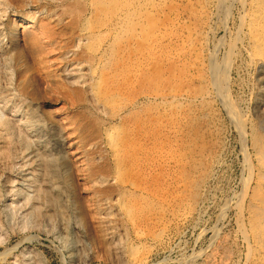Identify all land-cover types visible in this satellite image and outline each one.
<instances>
[{
	"label": "rangeland",
	"instance_id": "1",
	"mask_svg": "<svg viewBox=\"0 0 264 264\" xmlns=\"http://www.w3.org/2000/svg\"><path fill=\"white\" fill-rule=\"evenodd\" d=\"M211 2L8 0V5H0L1 12L6 8L0 14V44L7 48L0 53V92L12 98L6 107L0 102V115L12 124L9 131L0 128L4 147L0 149V264H123L120 250L110 247L100 227L104 208L95 193L100 173L107 175V185L114 189L109 198L117 197L115 190L121 183L127 187L117 205L132 206L143 237L137 239L127 228L121 233V244L139 245L145 252L144 264H252L235 222V204L252 179L249 123L256 122L255 106L264 87L256 81L258 70L249 68L243 55L227 54L235 52L227 35L233 32L234 11L225 21L221 12L225 0H220V10L213 17ZM29 12L34 13L28 28L31 35L22 34L25 25L13 32V15L24 17ZM38 24L44 29L37 30ZM78 37L83 40L76 48ZM30 43L35 53L28 58ZM21 57L30 70L19 63ZM79 59L87 62L89 75L94 76L89 83L91 95L68 83L67 65ZM212 62L218 77L221 68L228 67V72L223 69V79L214 76ZM92 97L105 110H95ZM227 103L239 107L240 126L229 118ZM31 111L38 123L25 134L14 121L21 116L30 121ZM95 126L97 139L89 144L85 137ZM106 130L113 146L104 136ZM58 132L65 140L62 149L55 136ZM6 134H12L11 142L5 140ZM69 141L70 148L66 147ZM57 152L61 157L70 154L63 157L65 170L57 162V173L45 181L54 194L50 202L35 188L44 187L42 165ZM58 176L68 177L65 190ZM79 202L90 233L82 225ZM153 233L161 234L157 238ZM93 241L99 243L97 247Z\"/></svg>",
	"mask_w": 264,
	"mask_h": 264
},
{
	"label": "bare ground",
	"instance_id": "2",
	"mask_svg": "<svg viewBox=\"0 0 264 264\" xmlns=\"http://www.w3.org/2000/svg\"><path fill=\"white\" fill-rule=\"evenodd\" d=\"M39 1V0H38ZM140 1V0H139ZM212 2V7H213V17H217V14L219 12L218 10V5H219V1L220 0H211ZM8 0H0V5H8ZM29 3V2H28ZM66 3V2H65ZM209 3V2H208ZM222 3V2H221ZM18 4L21 5V2H19ZM210 4V3H209ZM64 5V4H63ZM211 5V4H210ZM27 6V5H26ZM37 6V5H36ZM47 6V5H46ZM223 6V11L221 8V12H222V16L224 18V20L226 21L227 18H229V16L233 13L234 11V17L232 20V26L231 29L233 30L232 35L231 33L227 32V35L230 37V43H232L235 52H233V54H231V50L230 53L228 50L225 52L227 53L229 56H233L236 57L239 53V55H243L249 65V68L253 67L256 70H258V80L256 79V81H259V85L261 87H264V0H225V2L221 5ZM220 6V7H221ZM57 7V6H56ZM219 7V8H220ZM45 8V7H43ZM6 9V8H5ZM2 10V12L0 13L1 15L6 11V10ZM8 9V7H7ZM31 9V8H30ZM50 9V8H49ZM210 9V8H209ZM44 10V9H43ZM23 11V9H22ZM21 11V12H22ZM31 11V10H30ZM34 11V10H33ZM47 11V10H46ZM12 12V11H10ZM26 12V11H24ZM23 12V13H24ZM39 12V11H38ZM50 12V11H49ZM53 12V10H52ZM220 12V13H221ZM6 13V12H5ZM15 13V12H14ZM13 13V14H14ZM32 12H29L27 15L21 16V15H17L14 14L12 17V31L15 32V29L17 26L20 25H25L23 27V35H26L27 37H29L31 35V33L28 31V28L31 27L32 21H31V15ZM42 13V12H41ZM47 13V12H46ZM34 16V13H32ZM38 14V13H37ZM43 14V13H42ZM50 14V13H49ZM236 14V15H235ZM0 15V16H1ZM46 15V14H45ZM49 16V15H48ZM52 16V15H51ZM210 16V15H209ZM233 16V15H232ZM212 17V18H213ZM2 18V17H1ZM7 18V16H6ZM48 18V17H47ZM211 18V17H210ZM40 19V18H39ZM1 20V19H0ZM37 20V19H36ZM215 20V19H214ZM42 21V20H41ZM212 21V20H211ZM8 22V21H7ZM48 22V21H47ZM63 22V21H62ZM221 22V20H220ZM4 23V22H3ZM41 23V22H40ZM43 23V22H42ZM49 23V22H48ZM64 23V22H63ZM77 23V22H75ZM223 23V22H222ZM52 25V24H51ZM55 26V25H54ZM3 27V26H2ZM7 27V26H6ZM37 30H42L44 29L43 26L41 24L36 25ZM35 27V28H36ZM62 27V26H60ZM71 27V26H70ZM69 27V28H70ZM78 27V25H77ZM59 28V27H58ZM68 28V27H67ZM46 29V28H45ZM57 29V28H56ZM66 29V28H65ZM64 29V30H65ZM230 29V30H231ZM78 30V29H77ZM110 30V29H109ZM55 31V30H54ZM53 31V32H54ZM58 31V29L56 30ZM107 31V30H106ZM4 32V31H3ZM50 32V31H49ZM67 32V29H66ZM88 32V31H87ZM86 32V33H87ZM58 33V32H57ZM62 33V32H61ZM60 33V34H61ZM70 33V32H69ZM85 33V32H84ZM106 33V32H105ZM90 34V33H89ZM104 34V33H103ZM211 34V33H210ZM3 35V34H1ZM6 35V34H5ZM66 35V34H64ZM79 35V34H78ZM82 35V34H81ZM91 35V34H90ZM234 35V36H233ZM62 36V35H60ZM59 36V37H60ZM232 36V37H231ZM4 37V36H3ZM43 37V36H42ZM64 37V36H63ZM62 37V38H63ZM67 37V36H66ZM87 37V35L85 36ZM92 37V36H91ZM96 37V36H95ZM206 37V36H205ZM228 37V38H229ZM1 38V36H0ZM17 33L13 35V41L17 40ZM54 38V37H53ZM89 38V37H88ZM99 38V37H98ZM103 38V37H102ZM10 39V38H9ZM66 39V38H65ZM104 39V38H103ZM81 38L78 37L76 42V48L78 47V44L80 42ZM83 40V39H82ZM81 40V41H82ZM99 40V39H98ZM202 40V39H201ZM3 41V40H2ZM44 41V40H43ZM72 41V39H71ZM87 41V40H86ZM90 41V40H89ZM6 42V41H5ZM51 43V42H50ZM67 43V42H66ZM65 43V44H66ZM97 43V42H96ZM4 44V43H3ZM7 44V43H6ZM74 44V43H73ZM84 44V43H83ZM31 47L29 48V52L28 53V58L30 55L35 53V48L32 47L33 45L30 43ZM229 45V44H228ZM49 46V45H48ZM87 46V45H86ZM89 46V45H88ZM227 46V44H226ZM10 48V47H9ZM82 48V47H80ZM227 48V47H226ZM230 48V46L228 47V49ZM7 48H3V45L0 44V53H5ZM231 49H233L231 47ZM79 50V49H78ZM194 50V49H193ZM68 51V50H66ZM77 52V51H76ZM70 53H75V51H70ZM78 53V52H77ZM8 54V53H7ZM10 54V53H9ZM69 54V53H67ZM66 54V55H67ZM1 55V54H0ZM22 55V54H21ZM72 55V54H71ZM75 55V54H74ZM114 55V54H113ZM64 56V55H63ZM108 56V55H107ZM189 56V55H188ZM227 56V55H225ZM68 57V56H67ZM73 57V56H71ZM70 57V58H71ZM99 57V56H98ZM239 57V56H238ZM63 58V57H62ZM66 58V57H65ZM69 58V57H68ZM75 58V57H74ZM97 58V57H96ZM102 58V57H101ZM223 58V57H222ZM237 58V57H236ZM243 59V57L241 58ZM213 60V59H212ZM227 59H225L226 61ZM230 60V59H229ZM68 61V60H67ZM109 61V59H108ZM201 61V60H200ZM27 59H23L22 57L19 60L20 64H23L26 67V70H30V68L28 67V63H27ZM71 62V61H70ZM169 62V61H168ZM222 62V61H221ZM64 63V62H63ZM69 63V62H68ZM108 63V62H107ZM214 62H212V66H213V71H214ZM226 63V62H225ZM18 64V63H17ZM87 62L86 61H82V60H75L72 61L69 65H67V79H68V83L70 86L72 87H79L82 88L84 90H87V92L89 93V95H91V88L89 87V83H90V76L89 75V69L86 66ZM104 64V63H103ZM195 64V63H194ZM228 64V63H227ZM241 64V63H240ZM202 65V63H201ZM210 65V64H209ZM230 65V64H229ZM92 65H90L89 67H91ZM97 66V65H96ZM220 66V65H219ZM95 67V66H94ZM244 67V66H243ZM101 68V67H100ZM106 68V67H105ZM109 68V67H108ZM162 69V68H161ZM205 69V68H204ZM219 69V68H218ZM224 70H227L226 72H228V67H222L221 70L219 71L220 73V77L223 79L222 77V73L224 74ZM230 69V66H229ZM63 70V71H64ZM94 70V69H93ZM249 70V69H248ZM52 71V70H51ZM108 71V70H107ZM241 71V70H240ZM22 73V72H21ZM63 73V72H62ZM213 72H211L212 74ZM218 71H214V76H217ZM213 75V74H212ZM12 76V75H11ZM152 76V75H151ZM247 76V75H246ZM218 77L217 80L220 78ZM34 78V76H33ZM94 78V76L92 77ZM97 78V77H96ZM188 78V77H187ZM211 78V77H210ZM3 79V78H2ZM16 79V78H15ZM183 79V78H182ZM213 79V78H212ZM216 80V78H214ZM221 79V80H222ZM45 80V79H44ZM96 80V79H95ZM106 80V79H105ZM151 80V79H150ZM201 80V79H200ZM243 80V79H242ZM93 81V80H92ZM214 81V80H213ZM99 82V81H98ZM97 82V83H98ZM219 82V81H218ZM218 82L216 81L214 83V86H216L214 89H217V85ZM221 82V81H220ZM38 83V82H37ZM138 83V82H137ZM204 83V82H203ZM212 82L210 81V84ZM243 83V82H242ZM140 85V84H138ZM147 85V84H146ZM16 86V85H15ZM227 86V85H226ZM11 87V86H10ZM207 87V86H206ZM219 87V86H218ZM228 87V86H227ZM14 88V87H13ZM28 88V87H27ZM50 88V87H49ZM95 88V86H94ZM4 89V88H3ZM204 89V88H203ZM206 89V88H205ZM223 89V88H221ZM220 89V90H221ZM15 90V89H14ZM27 90V89H26ZM56 90V89H55ZM262 90V89H261ZM260 90V91H261ZM217 91V90H216ZM138 92V91H137ZM146 92V91H145ZM210 92V91H209ZM263 92V91H261ZM227 92L225 91V93L223 94V96L226 94ZM135 94V93H134ZM199 94V93H198ZM249 94V93H248ZM261 94V93H260ZM55 95V93H54ZM87 95V94H86ZM207 95V94H206ZM205 95V96H206ZM212 95V94H211ZM88 96V95H87ZM227 96V94H226ZM18 97V96H17ZM146 97V96H145ZM189 97V96H188ZM14 98V97H13ZM175 98V97H174ZM181 98V97H180ZM202 98V97H201ZM258 98V97H257ZM0 99H1V103L6 107L8 101L10 102V99H12L10 97V95H5L2 96V93L0 92ZM18 99V98H17ZM20 100H22L21 98H19ZM87 99V98H86ZM160 99V98H159ZM200 99V98H199ZM155 100V99H153ZM165 100V99H164ZM172 100V98H171ZM175 100V99H174ZM168 101V100H167ZM225 103L227 102V100L224 98ZM59 102V101H57ZM87 102V101H85ZM89 102V101H88ZM92 102H94L95 106L98 107L95 110L99 109L100 107V103H98L96 100H93L92 97ZM91 102V103H92ZM150 102V101H149ZM12 103V101H11ZM157 103V102H156ZM168 103V102H166ZM171 103V102H170ZM229 103V102H228ZM227 105V114L229 115V118L231 119V121L233 122L234 125H236V127L240 126L241 120H240V113L238 108L235 105ZM27 104V103H26ZM36 104V103H35ZM87 104V103H86ZM161 104V103H160ZM176 104V103H175ZM2 105V106H3ZM140 105V104H139ZM144 105V104H143ZM170 105V104H169ZM51 106V105H50ZM168 106V105H167ZM81 107V106H80ZM92 107V106H91ZM145 107V106H144ZM257 112H258V116L255 119L256 122H252L249 123L250 126V131H252V135L250 137V150H251V175L250 178H252L251 182L248 181L249 186L246 187L244 193L242 194V197L240 198L241 200H239L238 204L236 205V214H237V220H235V222H237V224L240 226L238 227V232H239V236L242 237L244 244L247 247V253H248V258H249V262L252 264H264V93H262L260 95V97L257 99V103L255 106ZM75 108V107H74ZM103 108V106L101 107ZM100 108V109H101ZM159 108V107H158ZM171 108V107H170ZM47 109V108H46ZM93 109V108H92ZM99 109V110H100ZM105 110V108H103ZM102 109V110H103ZM132 109V107H131ZM245 109V108H244ZM78 110V109H76ZM155 110V109H154ZM176 110V109H175ZM98 111V110H97ZM121 111V110H120ZM131 111V110H130ZM148 111V110H145ZM161 111V110H160ZM248 111V110H247ZM225 112V111H224ZM16 113V112H15ZM86 113V112H85ZM131 113V112H130ZM2 114V112H1ZM20 114V113H19ZM42 114V113H41ZM56 114V113H55ZM58 114V113H57ZM95 114V113H94ZM120 114V113H119ZM127 114V113H126ZM132 114V113H131ZM143 114V113H142ZM168 114V113H167ZM96 115V114H95ZM49 116V115H48ZM73 116V115H72ZM79 116V115H77ZM109 116V115H108ZM150 116V114H149ZM29 117H30V121H23L24 119H22V116L20 118H18L17 120L14 121V124H16L18 127H20V129L23 131V133H30V125L33 124H37L38 123V117L36 115V113H34V111H31L29 113ZM96 117V116H95ZM99 117V116H98ZM136 117V116H135ZM130 118V117H129ZM48 119V118H47ZM84 119V118H83ZM82 119V120H83ZM229 119V120H230ZM242 119V118H241ZM245 119V118H244ZM248 119V118H247ZM9 118H2V116L0 115V128H2L1 130H7L10 128V126L12 125L9 122ZM80 120V119H79ZM250 120V118H249ZM248 120V122H249ZM251 121V120H250ZM59 122L58 120H55V123ZM52 123V122H51ZM91 123V122H90ZM101 123V122H100ZM128 123V122H127ZM140 123V122H139ZM168 123V122H167ZM86 124V122H85ZM242 124V123H241ZM244 124V123H243ZM63 125V124H62ZM127 125V124H126ZM125 125V126H126ZM79 126V125H78ZM40 128V127H39ZM59 128V127H58ZM235 128V127H234ZM77 129V127H76ZM100 129V128H99ZM241 129V127H240ZM238 129V130H240ZM13 130V129H12ZM110 130V129H109ZM106 130L104 133V136L107 138V140L110 141V145L113 146L114 143L111 140V135H110V131ZM84 131V130H83ZM11 132V131H10ZM64 132V131H63ZM63 132H58L55 134V136L57 137L56 140L59 143V147L62 149L65 140L62 138L61 133ZM89 132L87 137V139H89V144L91 141H95L97 139V134H98V129L95 126V129H91V131H87ZM112 132V131H111ZM238 132V131H237ZM242 132V131H239ZM7 133V132H6ZM43 134V133H42ZM81 134V133H79ZM83 134V133H82ZM242 134V133H241ZM244 134V133H243ZM248 134V133H247ZM250 134V133H249ZM12 134H6L5 136V140H8L9 142H11V136ZM14 135V134H13ZM17 135V134H16ZM23 135V134H22ZM50 135V134H49ZM85 135V134H84ZM138 135V134H137ZM0 136H3L0 134ZM81 136V135H79ZM19 137V136H18ZM30 137V136H29ZM146 137V136H145ZM237 137V136H236ZM20 138V137H19ZM152 138V137H151ZM72 139V138H71ZM19 140V139H18ZM48 140V139H47ZM22 139H20L18 141L21 142ZM26 141V140H25ZM86 141V140H85ZM13 142V141H12ZM16 141H14L15 143ZM167 142V141H166ZM243 142V141H242ZM4 143V142H3ZM67 143V142H66ZM103 143V142H102ZM144 143V142H143ZM246 143V142H245ZM7 143L5 142V145ZM71 143L69 141V144L66 146L68 148L71 147ZM75 145V144H74ZM87 145V144H86ZM104 145V144H102ZM156 145V144H155ZM13 146V145H12ZM17 147V144L15 145ZM19 146H22L21 144H19ZM85 146V145H84ZM94 146V144H93ZM167 146V145H166ZM3 146H0V149H2ZM8 147V146H7ZM109 147V146H108ZM4 148V147H3ZM6 148V147H5ZM64 148V147H63ZM92 148V147H89ZM105 148V147H104ZM162 148V147H161ZM171 148V147H170ZM16 149V148H15ZM19 149V147H18ZM17 149V151H18ZM48 149V148H47ZM96 149V148H94ZM149 149V148H148ZM7 150V149H6ZM71 150V149H70ZM103 150V149H102ZM158 150V149H157ZM175 150V149H174ZM15 151V150H14ZM68 151V150H67ZM142 151V150H141ZM8 152V150H7ZM11 152V151H10ZM99 152V151H98ZM9 153V152H8ZM38 153V152H37ZM58 153V152H57ZM84 153V152H83ZM88 153V152H85ZM90 153V152H89ZM146 153V151H145ZM150 153V152H149ZM148 153V154H149ZM155 153V152H154ZM12 153H10L11 155ZM17 154V153H16ZM28 154V153H27ZM60 153L56 154V155H49V157H46L45 162L43 163V173L41 175L42 180L44 181L43 186L44 187H40L39 190L36 189V194L38 195H43V196H47L48 200L50 201L54 194L52 192V190L47 186V179L49 178L50 174H56L57 170L55 171L57 162H60L63 166L62 168L65 170V160L64 158H68L67 152H65L63 154V157L59 156ZM95 154V153H94ZM135 154V153H134ZM2 155V154H1ZM8 154V156H10ZM143 155V154H142ZM168 155V154H167ZM17 156V155H16ZM28 156V155H27ZM89 156V155H88ZM111 156V155H110ZM157 156V155H156ZM26 157V156H25ZM139 157V156H138ZM148 157V156H147ZM164 157V156H163ZM10 158V157H9ZM14 158V157H13ZM88 158V157H87ZM103 158V157H102ZM23 159V158H22ZM80 159V158H79ZM96 158H94L95 160ZM6 160V159H5ZM14 160V159H13ZM108 160V158H107ZM122 160V159H121ZM8 161V159H7ZM30 161V160H29ZM32 161V160H31ZM118 161V159L116 160V162ZM36 162V160H35ZM39 162V161H38ZM103 162V161H102ZM141 162V161H140ZM42 164V162H40ZM114 163V162H113ZM151 163V162H150ZM14 164V163H13ZM25 164V163H24ZM94 164V163H93ZM126 164V162H125ZM145 164V163H144ZM250 164V163H249ZM20 165V164H19ZM96 165V164H95ZM137 165V164H136ZM23 166V165H22ZM37 166V165H36ZM105 166V165H104ZM103 166V167H104ZM112 166V165H111ZM132 166V165H131ZM145 166V165H144ZM1 167V166H0ZM93 167V165H92ZM110 167V166H109ZM146 167V166H145ZM30 168V167H29ZM115 168V166L113 167ZM248 168V167H247ZM35 169V168H34ZM150 169V168H149ZM39 170V169H38ZM37 170V171H38ZM30 172H33L31 170H29ZM41 171V169H40ZM120 171V170H119ZM24 172V171H23ZM151 172V171H150ZM116 173V172H114ZM26 174V173H25ZM29 174V172H28ZM117 174V173H116ZM121 174V173H120ZM145 174V173H144ZM34 175V174H33ZM133 175V174H132ZM111 176V175H110ZM114 176V175H113ZM112 176V177H113ZM128 176V174H127ZM141 176V175H140ZM36 178V177H35ZM58 184H60L59 186H61L64 190L65 187H67V183L69 181L68 177H60L58 176ZM66 178V179H65ZM114 178V177H113ZM95 186L97 187V190H95V193L98 194V199L100 201H102L101 205L104 208L103 212H102V216L100 218V227L102 226L103 230L106 233V240L108 242V244L110 245V247H112L114 250H120V255H121V260L123 261V264H144L145 263V252L139 247V245H123L121 244V233H125L127 228L132 230L133 234L138 238L143 237L142 236V230L139 227V223H137L136 218H134L133 215V209L131 205H126V204H120L117 205V203L119 202V197L121 196V194L123 192L126 191L127 187L123 184V186H119L118 190L116 189L115 191H118L117 193V197H113V198H109L110 194L114 191V189H112L108 184V180H107V175H104L102 173H100L97 178H95ZM25 180V179H24ZM40 180V179H39ZM124 180V179H123ZM32 181V180H31ZM41 181V180H40ZM37 181V182H40ZM81 181V180H80ZM135 181V180H133ZM34 182V181H32ZM36 182V183H37ZM42 182V181H41ZM110 182V181H109ZM115 182V181H114ZM125 182V181H124ZM139 182V181H138ZM182 182V181H181ZM1 184V183H0ZM25 184V183H24ZM29 184V183H28ZM34 184V183H31ZM117 184V183H116ZM119 184V183H118ZM30 185V184H29ZM114 185V184H113ZM120 185V184H119ZM128 185H131L130 182L128 183ZM134 185V184H133ZM147 185V184H146ZM26 186V184H25ZM35 186V185H34ZM115 186V185H114ZM136 186V185H135ZM247 186V185H246ZM37 187V186H36ZM131 187V186H130ZM1 188V187H0ZM11 188V187H10ZM9 188V189H10ZM42 188V190H41ZM132 188V187H131ZM34 189V190H35ZM141 189V188H139ZM33 190V192H34ZM142 190V189H141ZM140 190V191H141ZM1 191V190H0ZM123 191V192H121ZM139 191V190H138ZM139 191V192H140ZM11 192V190L9 191ZM127 192V191H126ZM134 192V191H133ZM130 192V193H133ZM6 193V192H5ZM128 193V192H127ZM129 193V194H130ZM18 194V193H17ZM53 194V195H52ZM87 194V193H86ZM128 194V195H129ZM142 194V193H141ZM1 195V194H0ZM7 195V194H6ZM115 195V194H114ZM113 195V196H114ZM123 195V194H122ZM127 195V197H128ZM135 195H137L135 193ZM157 195V194H156ZM130 196V195H129ZM239 196V195H238ZM237 196V197H238ZM241 196V195H240ZM123 197H126L125 194ZM136 197V196H135ZM27 199L31 200L32 202H37V199L35 200V198H29L28 196L26 197ZM43 198V197H42ZM137 198V197H136ZM125 199V198H124ZM130 199V198H129ZM143 199V198H142ZM47 200V201H48ZM149 200V199H148ZM20 201V200H19ZM42 201V200H41ZM133 201V199L131 200ZM219 201V200H218ZM28 202V201H27ZM51 202V201H50ZM123 202V201H121ZM130 202V201H129ZM135 202V201H134ZM133 202V204H134ZM177 202V201H176ZM229 202V201H228ZM234 202V201H233ZM45 203V202H44ZM48 203V202H47ZM126 203V201H125ZM137 203V202H136ZM139 203V201H138ZM226 203V202H225ZM14 204V203H13ZM29 204V203H28ZM33 204V203H32ZM51 204V203H50ZM129 204V203H128ZM39 205V204H38ZM79 207H78V212L79 215L81 217L82 220V225L85 229V231H87L88 233H90L91 231V225L89 222V219L86 217V215H83V209L81 207V202H79ZM135 205V204H134ZM222 205V204H221ZM228 205V204H227ZM34 206V205H33ZM138 205V209H139ZM151 206V205H150ZM186 206V205H185ZM191 206V205H190ZM234 206V205H233ZM41 207V205H40ZM38 206H35V208H40ZM166 207V206H165ZM198 207V206H197ZM227 207V206H226ZM49 208V205L46 206V209ZM135 208V207H134ZM225 208V207H224ZM52 209V208H51ZM136 209V208H135ZM186 209V208H185ZM188 210V209H187ZM223 211V210H222ZM234 211V210H233ZM51 212V211H50ZM87 212V210H86ZM140 212V211H139ZM188 212V211H187ZM191 212V211H190ZM145 213V212H144ZM176 213V212H175ZM193 213V212H192ZM199 213V212H198ZM203 213V212H202ZM12 214V213H11ZM141 214V213H140ZM149 214V213H148ZM197 214V213H196ZM101 215V214H100ZM139 215V214H138ZM178 215V214H177ZM183 215V214H182ZM187 215V214H186ZM200 215V214H199ZM236 216V215H235ZM140 217V216H139ZM178 217V216H177ZM185 217V216H184ZM35 218V217H34ZM38 218V217H37ZM143 218V217H142ZM150 219V218H149ZM178 219V218H176ZM183 219V218H182ZM189 219V218H188ZM15 220V219H14ZM157 220V219H156ZM155 220V221H156ZM140 222V221H139ZM150 222V221H149ZM185 222V220H184ZM142 223V222H141ZM156 223V222H155ZM160 223V222H159ZM143 224V223H142ZM147 224V222H146ZM145 224V227H146ZM149 224V223H148ZM147 224V225H148ZM152 224V223H151ZM241 224V225H240ZM187 225V224H186ZM160 227V226H159ZM157 228V227H156ZM162 228V225H161ZM9 229V228H8ZM193 229V227H192ZM158 230V229H157ZM163 230V229H161ZM165 230V229H164ZM129 232V231H128ZM159 232V231H158ZM152 233V232H151ZM150 233V234H151ZM166 233V230H165ZM164 233V234H165ZM161 233L157 234L160 235ZM88 235V234H87ZM146 235V233H145ZM153 235H155L153 233ZM157 235H155L157 237ZM134 236V237H135ZM149 236V235H148ZM147 236V237H148ZM145 236V238H147ZM150 237V236H149ZM165 237V236H164ZM89 238V237H88ZM131 238V237H130ZM158 238V237H157ZM114 240L117 241V243L114 242ZM151 240V239H150ZM162 240V239H161ZM101 241V240H100ZM124 241V240H123ZM145 241V240H142ZM141 241V242H142ZM149 241V240H147ZM153 242V241H152ZM95 246L97 247L99 243L94 242ZM138 243V241H137ZM156 243V242H155ZM158 243V242H157ZM126 244V242H125ZM144 245V244H142ZM148 245V244H147ZM145 246V245H144ZM6 250V249H5ZM146 251V250H145ZM148 252V251H146ZM26 253V252H25ZM28 254V253H27ZM181 256V255H180ZM177 259V258H176ZM26 260V259H25ZM35 263V261H34ZM122 264V263H121ZM185 264V263H184ZM249 264V263H248Z\"/></svg>",
	"mask_w": 264,
	"mask_h": 264
}]
</instances>
